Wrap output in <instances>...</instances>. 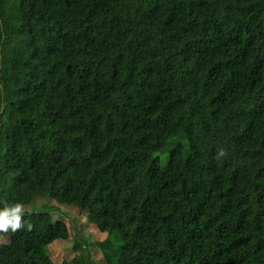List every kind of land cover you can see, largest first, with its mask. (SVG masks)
<instances>
[{"label": "trees", "instance_id": "16d2710c", "mask_svg": "<svg viewBox=\"0 0 264 264\" xmlns=\"http://www.w3.org/2000/svg\"><path fill=\"white\" fill-rule=\"evenodd\" d=\"M38 197L109 264H264V0H0V210ZM42 213L0 264H55Z\"/></svg>", "mask_w": 264, "mask_h": 264}, {"label": "rangeland", "instance_id": "374dc122", "mask_svg": "<svg viewBox=\"0 0 264 264\" xmlns=\"http://www.w3.org/2000/svg\"><path fill=\"white\" fill-rule=\"evenodd\" d=\"M36 204L41 206L34 208L29 205V207L24 208V211H44L42 213L43 220L61 219L68 227L69 238L67 240L56 239L47 248L55 264L61 263L64 254H67L70 264H76L74 263L75 257L82 255L83 252L79 251L80 248L72 249L74 241L81 244V248L86 250L94 264H109L110 256L108 253H117L120 250L122 241L119 236L113 232H101L87 210H80L70 204L58 203L52 198L46 200L43 197H38ZM13 238L10 231L7 233L0 232V243L7 244ZM81 239L87 240V245L82 243Z\"/></svg>", "mask_w": 264, "mask_h": 264}, {"label": "clouds", "instance_id": "9594fccd", "mask_svg": "<svg viewBox=\"0 0 264 264\" xmlns=\"http://www.w3.org/2000/svg\"><path fill=\"white\" fill-rule=\"evenodd\" d=\"M23 214L24 206L21 203L5 206L3 210H0V232L7 233L11 230L15 233L18 231L23 226Z\"/></svg>", "mask_w": 264, "mask_h": 264}]
</instances>
